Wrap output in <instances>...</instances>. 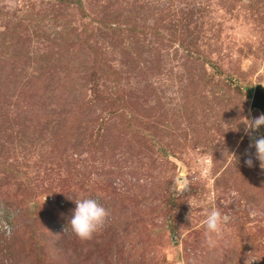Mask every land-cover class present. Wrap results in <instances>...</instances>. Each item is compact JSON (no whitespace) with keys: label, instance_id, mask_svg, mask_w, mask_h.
<instances>
[{"label":"rangeland","instance_id":"rangeland-1","mask_svg":"<svg viewBox=\"0 0 264 264\" xmlns=\"http://www.w3.org/2000/svg\"><path fill=\"white\" fill-rule=\"evenodd\" d=\"M256 83L264 0H0V264H264Z\"/></svg>","mask_w":264,"mask_h":264},{"label":"clouds","instance_id":"clouds-1","mask_svg":"<svg viewBox=\"0 0 264 264\" xmlns=\"http://www.w3.org/2000/svg\"><path fill=\"white\" fill-rule=\"evenodd\" d=\"M243 123L245 125L246 134L251 136L252 132H257L259 126L264 125V114L257 116L244 118ZM250 130V131H249ZM250 147L254 148L253 156L259 161L260 168L264 169V135H258L257 138L250 141ZM235 162L236 157L231 154ZM245 165L251 167L252 158H245ZM202 202L192 200L187 203L190 208L199 206ZM205 204L203 212L202 226L204 228L205 242L209 247L215 244V238L218 237L229 217L223 214L219 208L215 206V197L209 195L207 200L203 202ZM108 213L106 208L98 203L93 198H81L75 201V208L72 210V215L67 224L70 227L72 233L81 240L91 238L92 234L97 231L104 223ZM248 215L255 217L257 215H264V210L257 209L255 207H249ZM254 256L244 259V264H252V261L258 260Z\"/></svg>","mask_w":264,"mask_h":264},{"label":"water","instance_id":"water-1","mask_svg":"<svg viewBox=\"0 0 264 264\" xmlns=\"http://www.w3.org/2000/svg\"><path fill=\"white\" fill-rule=\"evenodd\" d=\"M251 95L250 106L256 108L259 111V114H264V85L256 83ZM263 131L264 125L259 126L258 131L254 133L258 134Z\"/></svg>","mask_w":264,"mask_h":264}]
</instances>
